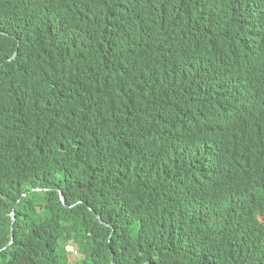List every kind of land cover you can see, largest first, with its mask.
Returning <instances> with one entry per match:
<instances>
[{
	"label": "trees",
	"instance_id": "16d2710c",
	"mask_svg": "<svg viewBox=\"0 0 264 264\" xmlns=\"http://www.w3.org/2000/svg\"><path fill=\"white\" fill-rule=\"evenodd\" d=\"M49 1L64 40L40 57L33 8L0 0V264H264L256 0ZM235 104L243 156L215 133Z\"/></svg>",
	"mask_w": 264,
	"mask_h": 264
},
{
	"label": "clouds",
	"instance_id": "9594fccd",
	"mask_svg": "<svg viewBox=\"0 0 264 264\" xmlns=\"http://www.w3.org/2000/svg\"><path fill=\"white\" fill-rule=\"evenodd\" d=\"M22 2H24L25 4L28 3L25 6H31L33 8V11L29 12L24 19L26 21H30L29 25L32 29V32L29 36L34 40L35 47L31 48L28 44L23 42L20 49H25V47H27L28 49L38 54L40 57L44 52L49 50H51L52 53L54 51V53L56 54V52L58 51L60 45L64 40L63 38L66 27V19L63 9L61 8V6L54 4L49 0H22ZM249 11L255 13L256 15L264 16V0H256L254 7ZM18 54L19 51L17 50L8 59H6L4 63L5 62L8 63L15 60L18 57ZM20 54L22 60L30 63L34 62L31 56L28 55L27 53L20 52ZM242 108H243L242 106L235 104V114L238 117V120L221 119L214 123L216 134L234 137V141L239 148L236 153L237 155L238 153H240L241 156L253 151L252 147L250 146L253 136L248 135L250 131L248 115L244 116L242 119L239 115H237L240 113ZM228 114L229 112L219 113L216 116L235 115L233 113H231V115ZM7 125L8 124L6 123L5 119L0 118V132ZM262 185H264V183H262ZM60 200L62 204L66 206V208H72L74 206V205L67 206L65 197L62 194L60 195ZM12 216L14 217V214H11V222H12ZM99 222L105 225L106 227H108V225L103 223L100 219ZM11 231L13 232L12 224H11ZM10 244L11 243H9L7 246H9ZM66 251L68 252L69 257H72L73 261L76 262L74 259L76 257H79V254L76 250V246H74L73 244L69 245L66 248ZM111 264H115V262L112 260Z\"/></svg>",
	"mask_w": 264,
	"mask_h": 264
},
{
	"label": "rangeland",
	"instance_id": "374dc122",
	"mask_svg": "<svg viewBox=\"0 0 264 264\" xmlns=\"http://www.w3.org/2000/svg\"><path fill=\"white\" fill-rule=\"evenodd\" d=\"M69 259H70L71 262H74L72 257H69ZM78 259H79V257H76L74 260L78 261Z\"/></svg>",
	"mask_w": 264,
	"mask_h": 264
},
{
	"label": "water",
	"instance_id": "95a60500",
	"mask_svg": "<svg viewBox=\"0 0 264 264\" xmlns=\"http://www.w3.org/2000/svg\"><path fill=\"white\" fill-rule=\"evenodd\" d=\"M13 222H14V217L12 216V225H13ZM11 238H13V232L12 231H11Z\"/></svg>",
	"mask_w": 264,
	"mask_h": 264
}]
</instances>
